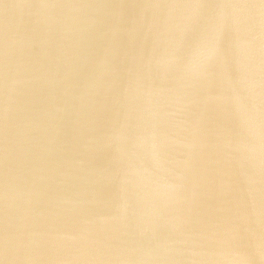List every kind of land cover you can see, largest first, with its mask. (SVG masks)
<instances>
[{
  "label": "water",
  "instance_id": "1",
  "mask_svg": "<svg viewBox=\"0 0 264 264\" xmlns=\"http://www.w3.org/2000/svg\"><path fill=\"white\" fill-rule=\"evenodd\" d=\"M0 264H264L259 0H0Z\"/></svg>",
  "mask_w": 264,
  "mask_h": 264
},
{
  "label": "clouds",
  "instance_id": "2",
  "mask_svg": "<svg viewBox=\"0 0 264 264\" xmlns=\"http://www.w3.org/2000/svg\"><path fill=\"white\" fill-rule=\"evenodd\" d=\"M232 15L234 16L236 22L240 24L247 23L248 18L243 13H241L239 10H234Z\"/></svg>",
  "mask_w": 264,
  "mask_h": 264
},
{
  "label": "snow or ice",
  "instance_id": "3",
  "mask_svg": "<svg viewBox=\"0 0 264 264\" xmlns=\"http://www.w3.org/2000/svg\"><path fill=\"white\" fill-rule=\"evenodd\" d=\"M260 7L264 9V0H259Z\"/></svg>",
  "mask_w": 264,
  "mask_h": 264
}]
</instances>
